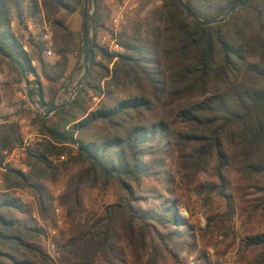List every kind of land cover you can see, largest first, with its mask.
<instances>
[{
	"label": "trees",
	"instance_id": "obj_1",
	"mask_svg": "<svg viewBox=\"0 0 264 264\" xmlns=\"http://www.w3.org/2000/svg\"><path fill=\"white\" fill-rule=\"evenodd\" d=\"M242 1L185 3L211 20ZM162 2L124 29L122 52L115 54L97 43L110 18L106 0H90L95 35L86 83L51 117L31 113L41 141L25 151L26 172L7 167L2 175L0 264H184L180 254L195 238L193 230L178 215V202L156 189L167 180L166 162L172 158L195 183L206 175L213 178L206 195L225 201L227 218L234 212L231 176L256 182L260 199L255 208L264 219V0H252L226 22L211 26L189 18L178 0ZM84 4L0 0V46L28 67L32 86L48 108L83 71L82 33L70 28L69 19L83 17ZM16 21L29 34V52L14 30ZM28 22L43 31L38 38L28 32ZM44 26L52 32L58 57L53 64L44 57ZM71 55L78 58L69 73ZM23 144L19 122H1L0 167L4 152ZM74 166L80 170L62 203L68 204L71 229L58 239L54 259L43 248L45 229L13 192L30 191L45 222L52 206L47 184ZM113 187L122 200L85 216L84 190ZM151 199L154 208H148ZM244 247L264 264V233L248 238Z\"/></svg>",
	"mask_w": 264,
	"mask_h": 264
},
{
	"label": "rangeland",
	"instance_id": "obj_2",
	"mask_svg": "<svg viewBox=\"0 0 264 264\" xmlns=\"http://www.w3.org/2000/svg\"><path fill=\"white\" fill-rule=\"evenodd\" d=\"M138 3L139 7L130 13L126 24L122 27L121 33L138 15H146L151 9L162 6L163 2L162 0H138ZM106 5L110 11V18L107 23L110 24L115 8L114 5L109 4V0H106ZM70 19V28L76 32H81L83 37V17L78 14ZM14 30L17 35L20 34L24 38L22 39L24 45L28 46L29 34L23 31V27L18 25V21L14 23ZM28 32L37 38L43 33V31L36 29L33 32L28 30ZM100 32L108 38L112 34L110 27L104 28ZM103 40V38L100 40L97 39V43L106 48L103 45ZM51 51L52 55H47L45 52L44 57L47 62L53 64L57 61L58 57L53 53V46ZM77 58L76 55L69 57V73L74 70ZM7 62L0 61V73L4 75L3 80L0 81V123L5 121L6 118L17 122L18 109L21 107L22 112L19 113L27 118V122L21 125L22 134L24 140L31 143V147L29 148H32L41 141V138L37 137L38 133H35L38 132L37 129L34 126L33 128L29 126V124L32 125V110L23 109V106L26 104L25 102L28 100L24 91L21 75L19 76L18 72L9 65L10 62ZM35 67L40 72L37 63ZM30 80H34V78L30 77ZM41 80L43 81V79ZM77 80L70 86H73ZM45 86L47 87L46 84ZM69 95V90H66L62 96V100H67ZM98 103L99 100L94 101L93 99L92 106L96 107ZM12 108L13 111L11 112L10 109ZM25 159V152L18 153V164L12 161L10 167L14 169L18 168L21 171L26 170L24 165ZM166 166L168 173L165 176L167 180L164 179L163 183L157 184L156 189L161 194H165L166 198L178 202V215L193 230L192 233L195 236L194 239L187 240L189 247L180 254V258L184 264H187L190 259L195 260L198 264H257L261 259L260 256L246 251L244 244L248 238L264 233V219L260 217L259 211H256L257 209L255 208L260 199V193L257 189L258 184L256 182L243 181L236 174L231 176L228 195L231 196L234 212L227 218L225 217V201L221 197L213 194L209 195L211 198L206 195V191L211 190L210 186H214L215 184V181L210 175H206L205 178H200L195 183L193 182V178L184 177L176 158L169 159L166 162ZM79 170V167L74 166L70 171H64L54 182L47 184L48 192L52 198V206L46 221L40 220L46 228L53 227L52 209L54 203H58L65 210L67 218L66 225L60 232V237L67 236L71 229V221L68 218V204L62 205V203L68 191L71 177L77 174ZM2 175L0 172V179H2ZM192 182L193 184H191ZM198 186H200L199 191L204 192L203 196L197 193L195 188L198 189ZM16 193L13 192L14 197ZM18 194L26 199L27 206L33 212H37L36 199L30 191L18 190ZM83 197L85 216L92 217L100 214L105 207L120 202L122 200V193L117 187L110 188L109 190H103L101 188L86 189L84 190ZM154 207L155 200L151 199L148 208ZM210 252L211 255H209ZM165 264L175 263L168 261Z\"/></svg>",
	"mask_w": 264,
	"mask_h": 264
},
{
	"label": "water",
	"instance_id": "obj_3",
	"mask_svg": "<svg viewBox=\"0 0 264 264\" xmlns=\"http://www.w3.org/2000/svg\"><path fill=\"white\" fill-rule=\"evenodd\" d=\"M252 0H243L242 2L235 4L232 6L222 17L214 18L211 20H203L198 15H196L191 8L185 3V0H178L180 7L185 11L187 16L194 20L197 24L201 26H211L215 24H222L226 22L235 12L239 11L245 5L250 3ZM95 31V7H90V0H85L84 4V16H83V73L81 77L77 80V82L68 87L66 90H69L70 95L69 98L65 101L62 100V96L65 91H62L56 102L51 107H46L44 101L37 95L35 92L28 72V67L11 53L7 52L4 48L0 46V57L9 61L13 65L17 67L20 72L23 84L24 91L27 96V100L29 106L35 111V114L42 118H49L54 115L58 110L67 107L79 90L86 83L88 76L90 74V66H91V53H92V45H93V37Z\"/></svg>",
	"mask_w": 264,
	"mask_h": 264
},
{
	"label": "built area",
	"instance_id": "obj_4",
	"mask_svg": "<svg viewBox=\"0 0 264 264\" xmlns=\"http://www.w3.org/2000/svg\"><path fill=\"white\" fill-rule=\"evenodd\" d=\"M112 5H114V13L111 19V23L109 27L112 30L111 36L105 37L103 40V45L108 48L111 53L119 54L122 52V48L119 45V38L122 27L126 24L130 13L139 7L138 0H112ZM45 33L42 37L43 42L47 48L46 54L52 55V46H53V38L52 33L49 30L48 26H44ZM108 38V39H107ZM24 50L29 52L28 46L24 45ZM32 65L35 67L36 63L32 62ZM4 75L0 73V81L3 80ZM94 101H98V98H94ZM31 147V143L28 141H24L22 147L17 148L19 150H23L24 152L26 149ZM10 153L4 152L5 156H8ZM23 205H28L25 198H23L20 194L16 197ZM33 219H35L41 227L45 229L44 241H43V248L45 252L52 258L57 257L58 252V239L60 237L61 230L66 225V212L65 210L59 206L58 203H54L52 209V216H53V227L46 228L43 223L41 222L38 213L35 211L32 214ZM211 255V252L210 254ZM187 264H198L195 260L190 259Z\"/></svg>",
	"mask_w": 264,
	"mask_h": 264
},
{
	"label": "crops",
	"instance_id": "obj_5",
	"mask_svg": "<svg viewBox=\"0 0 264 264\" xmlns=\"http://www.w3.org/2000/svg\"><path fill=\"white\" fill-rule=\"evenodd\" d=\"M109 4H112V0H109ZM76 15H78V14H76ZM76 15H73L72 17H71V19L74 17V16H76ZM70 19V20H71ZM109 27V23H107L106 25H105V28H108ZM28 29H29V31H31V32H33L34 31V28H33V25H32V22H30L29 23V25H28ZM73 30V29H72ZM76 32V31H75ZM105 34H103L102 32H99L98 33V35H97V39H101V38H105ZM26 104H25V106H23V109H31L32 110V112H34L35 113V111L29 106V103H28V101L27 102H25ZM19 111H18V117H17V122H19V124H20V127H21V125H22V123H25V122H27V118L24 116V115H21V113H19V112H22V108L20 107L19 109H18ZM10 111L12 112L13 111V108L12 109H10ZM34 113H33V115H34ZM24 116V117H23ZM30 123V122H29ZM29 126L31 127V128H33V125H31V124H29ZM21 130H22V127H21ZM24 130V129H23ZM36 134L38 133V132H35ZM38 136L37 137H40V135L39 134H37ZM41 138V137H40ZM25 141V140H24ZM27 141V140H26ZM21 152H24L23 150H19V149H15L14 151H12L8 156H6V158H5V161H4V165H3V167H0V172L3 174V173H5L6 172V168L7 167H10V163H12V161H14V163L15 164H18V153H21ZM14 159H16V160H14ZM15 166V165H14ZM11 168V167H10ZM18 169V168H17ZM24 172L26 171V170H23ZM0 184H3V181H2V179H0ZM17 193H16V195H15V198L18 196V191H16Z\"/></svg>",
	"mask_w": 264,
	"mask_h": 264
}]
</instances>
